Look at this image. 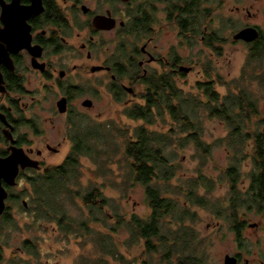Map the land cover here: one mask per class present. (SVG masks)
Masks as SVG:
<instances>
[{"label":"flooded vegetation","instance_id":"af4514ba","mask_svg":"<svg viewBox=\"0 0 264 264\" xmlns=\"http://www.w3.org/2000/svg\"><path fill=\"white\" fill-rule=\"evenodd\" d=\"M259 1L201 0V7L208 11L202 31L199 35L185 33L183 36L182 10L196 6L198 0H0V157H7L11 148L17 147L40 165L39 168H20L15 180H29L31 171L44 173L49 166L44 152L58 155L67 142L70 149L61 164L64 162L74 151V136L78 131L87 123L95 126L85 112L95 109L101 92L121 104L122 113L131 119L130 110L147 101L145 97L154 80L169 77L177 87L179 79L194 70L192 62L178 52L182 38L187 46L193 45L187 42L188 38H194L209 47L207 40L214 33L219 34L215 29L219 24L230 26L229 36L233 42L249 52L258 43H264L263 23L258 22L264 10L257 6ZM229 3L233 6L227 10ZM164 24L175 28L178 39V44L168 49L158 43ZM248 27L258 31L256 40L234 39L236 33ZM182 66L191 70L183 72ZM87 81H91L92 86L86 85ZM39 97L50 102V120L64 117L60 130H56L57 137L61 138L55 143L44 138L45 129L39 117L24 116V109H28L30 103H38ZM25 99L30 102L25 104ZM112 127L113 122L95 126L100 132ZM22 128L28 131L23 133ZM27 133L40 137L37 146L27 138ZM241 181L247 183L245 190L243 194L234 193L229 206L232 219L229 230L235 234L236 248L224 254L223 264L227 255L234 259V264H264L261 252L245 251L241 243L245 229L259 225L247 217L240 218L238 209L242 206L247 210L256 209L264 220V214L256 205L245 204L252 195L249 193L252 180ZM7 187L0 231L6 225L10 201ZM236 201L240 202L237 206ZM180 257L167 256L164 251L160 263L180 264ZM201 260L207 264L205 258ZM140 264L149 263L141 259Z\"/></svg>","mask_w":264,"mask_h":264},{"label":"rangeland","instance_id":"374dc122","mask_svg":"<svg viewBox=\"0 0 264 264\" xmlns=\"http://www.w3.org/2000/svg\"><path fill=\"white\" fill-rule=\"evenodd\" d=\"M231 6H233L231 3L227 4L226 9L228 10ZM257 6H262L263 11L264 0L259 1ZM258 22H262L264 28V12L259 15ZM164 26L165 30L159 37L158 43L163 49H168L172 45H177L178 39L174 27L167 24ZM215 29L223 39H229L227 42L217 44V50L206 47L198 39L191 46H187L182 41V45L178 48L180 55L185 60L191 61L194 66L192 73L183 76L177 82V88L183 94L199 93L195 83L198 78H205L201 72L206 67L215 80H217V75L230 80L241 75L250 52L241 44L233 42L232 37L229 36L230 26L225 27V25L218 24ZM248 72H251L250 68L247 69ZM244 83L249 84V89L258 98L259 107L264 110V87L256 80H246ZM85 84L92 86L91 81H87ZM215 88L221 95L229 92L227 86L221 82H217ZM40 91L41 94L44 92L42 89ZM29 100L25 99V104L29 103ZM37 101L38 103H30L28 109L23 108L24 116L39 117L43 123L42 129H45L44 138L55 143L61 138L57 137L56 130H60L61 119L64 117H55L58 119L56 122V119L50 120L49 116L52 115L50 102L45 99L41 100L40 97ZM25 104L24 107H26ZM122 111L121 104H116L108 98L107 94L101 92L96 99L95 109L85 112L87 117L94 120L95 126L102 125L103 127L107 122L114 124V127L101 131V138H93L97 149L101 150L103 154H100L99 158L96 155L88 158L81 157L80 174L77 180L73 179L75 181L72 180L70 184L71 189L78 191L81 195L94 188L102 192L107 200L102 213L97 211L93 213L98 219L95 221L81 199L73 194L71 199L68 198L65 201V212L71 223H74L70 232L63 233L52 220L36 219L33 215L35 214L34 207L31 211L20 208L22 201L29 202V196L21 193L25 190L30 191L31 186L25 179L17 180L18 183L13 187L12 192L13 194L21 192L20 198L17 202L9 201L7 204V212L12 216L14 222L4 225L0 231V264H86L100 260L103 264H140L141 259H146L149 264H161L160 259L164 255V248L145 253L144 240L136 233L135 227L128 230L124 224L117 223V215L123 216L125 223L132 217L147 219L151 213L145 189L133 179L129 169V159L125 157L124 149L120 146L126 137L134 138L136 127L140 124L143 125V122L128 119ZM197 118L202 122V140L212 146L210 154L204 156L193 143L183 148L178 144L170 145L164 150V154L169 158L168 165L173 166L172 169H169V172L173 173V177L166 182L154 181L158 185H163L164 197L174 200L177 205L188 206L191 210L190 213L195 214V221L193 226H187L186 221L183 224L168 223L162 229L164 237L171 242L174 236L179 234L177 233L179 230L192 227L201 238H204V244H199L198 248L199 252L203 253L206 263L223 264L224 254L233 252L236 248L235 234L229 230L232 227V219L229 216L231 213L230 199L234 193L243 194L247 183L241 180H249L252 161L250 157L242 159L241 154L234 155L225 142L218 146L213 145L215 141L229 133L225 124L216 118L208 117V113L203 108L198 111ZM256 120L257 118L252 116L245 132L255 129ZM161 121V118H157L156 124L150 126L149 129L166 132L171 123L167 121L166 124H162ZM87 126H92V124L87 123ZM25 131L28 130L22 128V132ZM27 138L35 146L39 144L40 137L27 133ZM114 144L120 148L115 149ZM69 149L70 143L66 142L58 155L45 151L44 159L49 164L48 167L52 164H61ZM234 156L242 159L239 162L237 173L239 177L236 181L229 180L224 173L234 162ZM201 157L204 158V162ZM200 174L207 180H197ZM33 175H35L33 171L28 174V176ZM209 185L210 188H208ZM192 186H195L193 190L197 194L206 196L210 200L214 210L221 208L220 216L211 208L189 203L187 194ZM238 214L240 218L247 217L250 222L258 223L259 226L256 225L258 227L245 229L241 243L245 251L258 250L263 257L264 220L262 215L256 209L247 210L244 206L238 209ZM114 227L117 228L115 231L112 229ZM26 241L32 243L31 246L34 247V250L37 249V257L27 253L24 249ZM103 242H108V245L111 244V246H113L112 243H115L114 247L117 249L118 256L102 252L99 244L102 243L103 246ZM196 245L198 246V244Z\"/></svg>","mask_w":264,"mask_h":264},{"label":"trees","instance_id":"16d2710c","mask_svg":"<svg viewBox=\"0 0 264 264\" xmlns=\"http://www.w3.org/2000/svg\"><path fill=\"white\" fill-rule=\"evenodd\" d=\"M200 1L198 0L196 6L190 5L182 10L180 28L183 36L185 33L199 35L202 31L208 11L201 7ZM213 35L212 38L210 37L211 39L207 40L209 48L217 50V44L228 41L217 33ZM182 39V41L185 40V38ZM187 42L194 44L196 39L188 38ZM263 60L264 43L261 42L251 50L241 75L237 78L230 80L217 75V80H215L206 67L201 72L205 78H198L195 83L199 93L193 95L183 94L172 84L169 77L159 78L154 80L155 82L149 89V93L145 97L147 101L144 104L135 105L130 110L129 117L132 120H141L143 125L140 124L136 127L133 139L126 137L120 146L124 149L125 157L129 159V169L133 179L145 189L151 213L147 219L132 217L125 223L123 216L117 215V223L124 224L128 230L135 227L136 233L144 240V246L149 253L164 248L167 256H181L182 262L180 264H203L201 259L204 256L203 253L199 252L198 247L199 244H204V240L195 229L190 227L179 230L177 232L179 234H176L171 242L164 237V230L162 229L164 225L168 223L183 224L186 221L187 226H193L195 214L190 213L191 210L188 206L177 205L174 200L164 197L163 185L154 182L155 180L166 182L173 177V173L169 172L173 166L168 165L169 158L164 154V150L168 146L178 144L179 147L183 148L193 143L204 156L210 154L212 146L202 140V122L197 118L200 108L208 113V117L218 119L229 129V133L225 137L213 143L214 146L225 142L234 152V155L241 154L242 159L250 157L252 169L249 173V180L252 181L249 193L252 192V195L246 199L245 204L256 205L259 212L264 214V110L259 107L258 98L249 89V84L244 83L246 80H256L264 87ZM248 68L251 72L247 73ZM217 82L224 83L229 92L221 95L215 88ZM252 116L257 118L255 129L245 132ZM157 118L162 119V124H166L167 121L171 123L166 132L149 129L150 126L156 124ZM80 127L78 126V128ZM82 128L83 130L78 131L77 135L74 136V151L69 153L64 162L59 166L54 165L46 168L44 173L33 171L35 175L28 176L29 180H26L30 183L31 190L20 192L22 195L29 196L26 207L21 204L22 210L29 209L31 211L34 207L35 214L33 215L36 219L52 220L63 233L70 232L74 223H71L65 212V201L68 198L71 199L73 194L81 199L91 215L95 211L102 213L107 200L97 188L90 189L81 195L70 187L71 181L77 180L80 174V158L93 157V155L99 158L100 154H103L93 142V138L102 137L100 130L96 131L95 126H83ZM120 146L115 145L114 148L117 149ZM234 157V162L224 173L229 180L236 181L239 177L237 175L239 162L242 159L237 156ZM201 158L204 162V158ZM197 180L207 179L200 174ZM208 183L210 182L208 181ZM194 187L192 186L187 194L189 203L211 208L220 216L221 208L214 210L210 200L206 196L197 194L193 190ZM210 187L209 185L208 188ZM7 188L10 193V201L17 202L20 193L13 194V187ZM235 204L237 206L240 202L236 201ZM6 217V225L14 222L9 212H7ZM92 217L95 221L98 219L96 215ZM112 229L115 231L117 228ZM88 231L90 230L88 229ZM31 244V242L26 241L24 249L27 253L37 257V249L34 250ZM101 244L99 247L102 252L118 256L117 249L114 247L115 243H112L113 246L108 245V242L104 243L103 246ZM194 256L197 259H194ZM86 264L103 263L100 260Z\"/></svg>","mask_w":264,"mask_h":264},{"label":"water","instance_id":"95a60500","mask_svg":"<svg viewBox=\"0 0 264 264\" xmlns=\"http://www.w3.org/2000/svg\"><path fill=\"white\" fill-rule=\"evenodd\" d=\"M258 37V31L252 27L242 29L234 35L235 40L241 39L247 42H252ZM180 70L187 73L191 68L182 66ZM39 166L38 160L31 159L23 149L17 147H12L7 157H0V216L6 207L5 201L8 197L6 186L13 187L17 184V180L15 179L19 169L24 170L27 167L39 168ZM23 205L26 206L25 201H23ZM225 264H234V259L227 255Z\"/></svg>","mask_w":264,"mask_h":264}]
</instances>
